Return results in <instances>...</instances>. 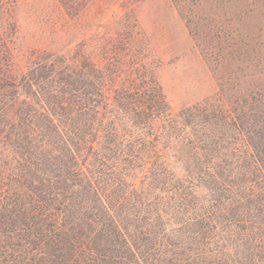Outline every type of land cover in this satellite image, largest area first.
I'll return each instance as SVG.
<instances>
[{"label": "trees", "instance_id": "16d2710c", "mask_svg": "<svg viewBox=\"0 0 264 264\" xmlns=\"http://www.w3.org/2000/svg\"><path fill=\"white\" fill-rule=\"evenodd\" d=\"M26 1L0 0V264H264V0H171L216 85L179 111L146 0H33L47 46ZM91 10L116 20L65 43Z\"/></svg>", "mask_w": 264, "mask_h": 264}, {"label": "rangeland", "instance_id": "374dc122", "mask_svg": "<svg viewBox=\"0 0 264 264\" xmlns=\"http://www.w3.org/2000/svg\"><path fill=\"white\" fill-rule=\"evenodd\" d=\"M33 3V0L22 3L19 12L26 42L32 46L59 43L67 27L65 18L51 15L50 11L32 14ZM216 11L218 15H224L220 9ZM180 13L177 4L171 0H146L137 8L141 31L152 44L155 55L152 58L161 59L158 74L175 111L208 97L216 89L214 79L195 48ZM110 20L112 23L116 20L112 13L101 15L91 10L81 21V32L66 37L64 41L70 43L79 40L88 33L91 23L111 26Z\"/></svg>", "mask_w": 264, "mask_h": 264}]
</instances>
